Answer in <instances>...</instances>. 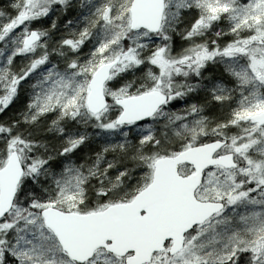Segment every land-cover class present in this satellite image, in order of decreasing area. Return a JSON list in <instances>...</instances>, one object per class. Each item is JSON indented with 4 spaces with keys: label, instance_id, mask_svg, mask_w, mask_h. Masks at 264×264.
<instances>
[{
    "label": "snow or ice",
    "instance_id": "obj_1",
    "mask_svg": "<svg viewBox=\"0 0 264 264\" xmlns=\"http://www.w3.org/2000/svg\"><path fill=\"white\" fill-rule=\"evenodd\" d=\"M0 264H264V0H0Z\"/></svg>",
    "mask_w": 264,
    "mask_h": 264
}]
</instances>
